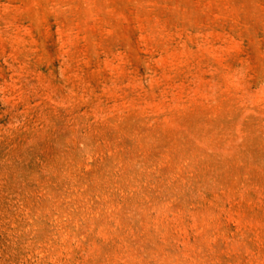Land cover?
<instances>
[{"label": "rangeland", "instance_id": "rangeland-1", "mask_svg": "<svg viewBox=\"0 0 264 264\" xmlns=\"http://www.w3.org/2000/svg\"><path fill=\"white\" fill-rule=\"evenodd\" d=\"M0 264H264V0H0Z\"/></svg>", "mask_w": 264, "mask_h": 264}]
</instances>
